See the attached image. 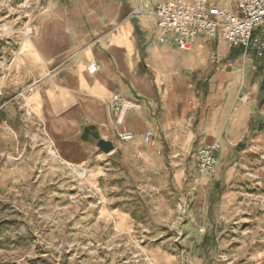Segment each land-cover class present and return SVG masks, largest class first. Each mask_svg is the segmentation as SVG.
Returning a JSON list of instances; mask_svg holds the SVG:
<instances>
[{
	"label": "crops",
	"instance_id": "crops-1",
	"mask_svg": "<svg viewBox=\"0 0 264 264\" xmlns=\"http://www.w3.org/2000/svg\"><path fill=\"white\" fill-rule=\"evenodd\" d=\"M160 1L44 0L33 33L15 56L11 95L0 107L4 104L10 113L20 110L19 104L25 107L22 120L27 134L38 137L34 150L40 157L47 154L44 163L57 171L85 163L91 179L104 173L94 163L116 161L137 169L148 183L158 176L181 180L186 155L217 145L213 174L196 175L192 183L204 186L212 178L218 194L245 166L260 171L248 156L225 159L223 154L244 134L264 143V56L253 62L223 38L204 35L191 37L189 49L158 41L153 7ZM92 61L99 66L94 73L87 70ZM246 90L249 99L238 100ZM113 98L136 102L140 109L119 118L108 104ZM0 128L10 144L19 142L16 132L13 136ZM122 131H131L132 139L120 140ZM147 131L152 137L146 141ZM98 138L111 140L113 150H99ZM234 196L228 190L217 201L196 200L185 230L188 238L197 232L194 223L207 228L210 221L225 219ZM117 215L118 221L126 220V213Z\"/></svg>",
	"mask_w": 264,
	"mask_h": 264
},
{
	"label": "rangeland",
	"instance_id": "rangeland-1",
	"mask_svg": "<svg viewBox=\"0 0 264 264\" xmlns=\"http://www.w3.org/2000/svg\"><path fill=\"white\" fill-rule=\"evenodd\" d=\"M209 1L237 13V0ZM43 7L44 0H0V103L11 95L15 56ZM233 48L253 62L264 56V50ZM19 108L10 113L0 107V125L19 138L10 144L0 136V264H264V143L244 134L226 150L225 159L248 156L260 171L245 166L218 194L212 178L204 186L192 183L202 174L196 166L199 147L181 160V180L158 176L148 183L137 169L116 161L94 163L104 173L91 179L85 163L78 165L83 176L44 163L47 154L34 150L38 137L27 134L26 109ZM219 153L217 146V162ZM228 190L235 196L226 218L207 228L194 223L197 232L188 238L194 202L217 201ZM120 212L126 213L124 222L117 220Z\"/></svg>",
	"mask_w": 264,
	"mask_h": 264
},
{
	"label": "built area",
	"instance_id": "built-area-1",
	"mask_svg": "<svg viewBox=\"0 0 264 264\" xmlns=\"http://www.w3.org/2000/svg\"><path fill=\"white\" fill-rule=\"evenodd\" d=\"M137 6L134 12H138ZM236 12L211 3L209 0H163L153 7L156 26L161 34L158 41L171 40L181 49L190 48V38L204 35L209 38H223L229 46L242 47L243 50H264V0H237ZM30 31V30H29ZM254 34V35H253ZM97 62H90L87 70H98ZM250 93H240L239 100L247 101ZM108 104L118 110L119 118L128 110L138 111L140 105L122 98H113ZM120 140L132 139L131 131L118 133ZM152 137L147 131L144 139ZM199 173H209L217 162V145H204L196 155Z\"/></svg>",
	"mask_w": 264,
	"mask_h": 264
},
{
	"label": "water",
	"instance_id": "water-1",
	"mask_svg": "<svg viewBox=\"0 0 264 264\" xmlns=\"http://www.w3.org/2000/svg\"><path fill=\"white\" fill-rule=\"evenodd\" d=\"M96 144L99 150H101L103 153H109L114 148L113 142L104 138H98Z\"/></svg>",
	"mask_w": 264,
	"mask_h": 264
},
{
	"label": "bare ground",
	"instance_id": "bare-ground-1",
	"mask_svg": "<svg viewBox=\"0 0 264 264\" xmlns=\"http://www.w3.org/2000/svg\"><path fill=\"white\" fill-rule=\"evenodd\" d=\"M26 42V41H24ZM24 44V43H23ZM27 42L24 44L26 45ZM71 168H73V170L76 171V173L79 175V176H83V174L85 173V169H83L82 167H79L78 165H72L70 166Z\"/></svg>",
	"mask_w": 264,
	"mask_h": 264
}]
</instances>
